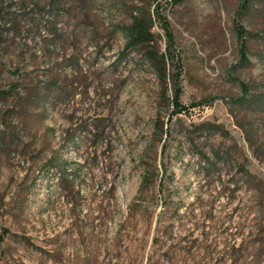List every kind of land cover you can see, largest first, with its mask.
<instances>
[{"label": "rangeland", "instance_id": "374dc122", "mask_svg": "<svg viewBox=\"0 0 264 264\" xmlns=\"http://www.w3.org/2000/svg\"><path fill=\"white\" fill-rule=\"evenodd\" d=\"M0 264H264V0H0Z\"/></svg>", "mask_w": 264, "mask_h": 264}, {"label": "trees", "instance_id": "16d2710c", "mask_svg": "<svg viewBox=\"0 0 264 264\" xmlns=\"http://www.w3.org/2000/svg\"><path fill=\"white\" fill-rule=\"evenodd\" d=\"M183 1V0H180ZM244 2H247V0H244ZM160 5L157 3L155 6V13L156 16L158 17V9H159ZM243 8V7H242ZM164 23V22H163ZM163 23L161 24V27H165L163 26ZM150 27H152V19L151 17H149L148 15L145 18H141V17H134L132 20L131 25L127 28V42H126V46L125 48L129 49L135 46H139L141 44H143L144 42H148V41H152L153 40V35L150 33ZM166 31V30H164ZM166 34L168 35V40H169V33L168 31H166ZM242 49H244V47L242 46ZM159 60L161 62L162 68H161V77L163 82L165 83V65H164V57L160 56ZM176 76L174 77V85H173V98L171 101V105L173 106L174 112L173 113H179L177 111L183 109L180 107L179 104V94H180V90L177 87V85H175V83H177V79H178V75H179V71L176 72Z\"/></svg>", "mask_w": 264, "mask_h": 264}]
</instances>
